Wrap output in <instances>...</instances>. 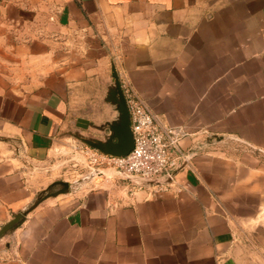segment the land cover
Segmentation results:
<instances>
[{
    "label": "crops",
    "instance_id": "crops-1",
    "mask_svg": "<svg viewBox=\"0 0 264 264\" xmlns=\"http://www.w3.org/2000/svg\"><path fill=\"white\" fill-rule=\"evenodd\" d=\"M114 73L176 131L171 183L72 185L0 264H264V0H0V229L53 181L26 164L117 120Z\"/></svg>",
    "mask_w": 264,
    "mask_h": 264
},
{
    "label": "built area",
    "instance_id": "built-area-1",
    "mask_svg": "<svg viewBox=\"0 0 264 264\" xmlns=\"http://www.w3.org/2000/svg\"><path fill=\"white\" fill-rule=\"evenodd\" d=\"M122 92L134 140L133 148L122 157L90 150L87 154L89 163L97 168L114 169L139 179H154L166 175L172 178L175 159L170 156V151L178 146L176 131L157 125L143 101L130 87ZM164 186L166 185L152 187Z\"/></svg>",
    "mask_w": 264,
    "mask_h": 264
},
{
    "label": "water",
    "instance_id": "water-1",
    "mask_svg": "<svg viewBox=\"0 0 264 264\" xmlns=\"http://www.w3.org/2000/svg\"><path fill=\"white\" fill-rule=\"evenodd\" d=\"M113 87L109 92V101L115 106L118 113V118L115 122L108 125L109 135L102 141L100 139H84L80 135L75 137L80 139L87 146L106 155L122 157L126 156L133 148L134 140L129 123V115L126 101L120 87V83L116 74H112ZM78 126L87 128L88 123L83 120H78ZM94 174L100 177H106L108 171H94ZM118 174L129 183L139 187H149L155 185H167L171 183V176H164L154 179H139L132 175L118 171ZM72 185L66 181H55L48 187L42 190L35 198L34 202L28 209L16 214L13 219L0 229V237L12 232L24 221L25 216L36 208L43 200L49 197H55L60 194L68 193L72 190Z\"/></svg>",
    "mask_w": 264,
    "mask_h": 264
},
{
    "label": "rangeland",
    "instance_id": "rangeland-1",
    "mask_svg": "<svg viewBox=\"0 0 264 264\" xmlns=\"http://www.w3.org/2000/svg\"><path fill=\"white\" fill-rule=\"evenodd\" d=\"M100 129L91 127L87 132L81 131V138L84 139H100L104 141L109 135L108 127L102 132ZM95 150L75 136H70V139L64 141L62 145L52 150L50 156L44 159L42 163L31 161L27 165L28 172L30 175L35 177L44 176L49 180L55 181H66L74 186H85L93 181H99L101 178L94 174V171H108L109 174L106 178L115 177L118 173L117 170L107 168H97L89 163L88 152ZM92 152V151H91Z\"/></svg>",
    "mask_w": 264,
    "mask_h": 264
}]
</instances>
